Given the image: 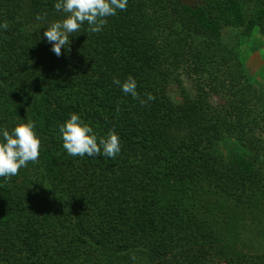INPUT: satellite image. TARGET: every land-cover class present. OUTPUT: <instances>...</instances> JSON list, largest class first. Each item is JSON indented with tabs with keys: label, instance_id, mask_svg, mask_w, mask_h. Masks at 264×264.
<instances>
[{
	"label": "trees",
	"instance_id": "obj_1",
	"mask_svg": "<svg viewBox=\"0 0 264 264\" xmlns=\"http://www.w3.org/2000/svg\"><path fill=\"white\" fill-rule=\"evenodd\" d=\"M200 1L127 0L58 57L43 35L57 0H0V130L32 119L42 141L0 177V264H264V88L221 34L264 41V0ZM128 76L155 99L113 83ZM72 113L119 135L115 159L67 154Z\"/></svg>",
	"mask_w": 264,
	"mask_h": 264
},
{
	"label": "clouds",
	"instance_id": "obj_2",
	"mask_svg": "<svg viewBox=\"0 0 264 264\" xmlns=\"http://www.w3.org/2000/svg\"><path fill=\"white\" fill-rule=\"evenodd\" d=\"M54 8L58 13H64L62 19L53 20L47 24L44 37L52 44V51L56 56L62 54V48L70 45V36L80 33L82 25H88V32L99 33L107 24V18L117 15L118 11L127 9V0H57ZM37 21H45L46 14H37ZM9 25L5 21L0 29L7 31ZM41 27H44L43 24ZM113 83L119 85L125 95H131L139 100L143 106L155 97L148 93L147 100L137 92V83L132 76H128L122 83L113 77ZM117 113L120 109L117 107ZM35 123L32 119L26 122L20 120L11 130H0V177L5 180L19 174L21 168L27 167L29 162L38 163L42 141L35 132ZM59 132L63 148L73 157H94L101 154L115 159L121 151L119 135L112 129L107 136H98L89 123H86L78 114H70V118L59 125ZM135 259V257H133Z\"/></svg>",
	"mask_w": 264,
	"mask_h": 264
},
{
	"label": "rangeland",
	"instance_id": "obj_3",
	"mask_svg": "<svg viewBox=\"0 0 264 264\" xmlns=\"http://www.w3.org/2000/svg\"><path fill=\"white\" fill-rule=\"evenodd\" d=\"M181 2L187 6L194 8V6L201 2L200 0H181ZM224 41L232 45L236 40H239V44L243 47L245 54L242 56L243 62L247 66L246 68V80L257 87L264 88V41L263 38L252 35L250 38H242L241 30L230 27L223 28L221 31ZM187 87H190L187 82ZM170 97L173 101H179V92L177 88L171 87L168 90ZM218 98H212V102L217 104ZM221 150L225 157L235 158L240 156L243 152L239 144L233 140H226L221 143Z\"/></svg>",
	"mask_w": 264,
	"mask_h": 264
}]
</instances>
